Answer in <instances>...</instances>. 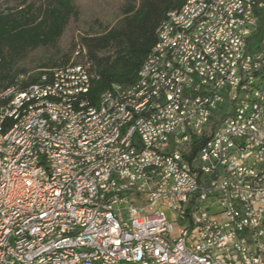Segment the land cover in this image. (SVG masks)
<instances>
[{
    "label": "built area",
    "instance_id": "obj_1",
    "mask_svg": "<svg viewBox=\"0 0 264 264\" xmlns=\"http://www.w3.org/2000/svg\"><path fill=\"white\" fill-rule=\"evenodd\" d=\"M220 7H226V23L216 47L203 50V43L212 39V26L203 25V33L194 36L199 60L207 59L196 89H188L191 67L177 54L172 74L161 72L157 88L147 95V100L165 96V104L152 111L156 127L148 128L142 119L131 137L123 136L120 146L139 156V163H125L116 155L114 161L97 166L69 161V154L86 150H93V156L109 154L97 151V144L115 133V126L107 128V119L102 129L67 145L66 155L49 153L45 146L37 163L29 164V150L19 146L18 153L28 152V159L15 166L14 154H0V160H6L0 241L1 234L22 233V224H29L26 241L10 242L16 262L0 264H264V82L258 91L247 89L250 73L264 75V34L254 38L264 24V4L220 0ZM194 11L203 9L196 4ZM236 13H246V21H235ZM249 39L257 40L255 54H247ZM255 59H263V66H255ZM174 72H182V79L173 80ZM206 72H213V87L202 90ZM91 80L81 66L66 68L63 75L51 71L26 88L20 101L36 91H80L84 96ZM47 82H56V89L48 90ZM179 91H187V99H180ZM12 94L18 90L1 98ZM248 101H256L253 119H246ZM107 105L108 118L115 123L126 117L120 116L119 99L113 97ZM140 105H129L128 115ZM207 112H214V125L209 137H201ZM7 114L0 111V117ZM68 120L75 119L47 113L46 120L36 123L39 128L40 121L67 125ZM253 128L261 129V137L253 136ZM246 137H253L254 146H247ZM38 162L48 169L49 201L30 187ZM91 169H99V177H92ZM57 172H67L64 186L51 184ZM108 181H115L116 189L111 198H104ZM64 189H71L70 207L61 205ZM31 199H38V206H31ZM31 209H40V217L33 218L38 226L25 219ZM50 220L58 221L54 232H47ZM76 220H90V227L71 237ZM46 255H57V262L47 263Z\"/></svg>",
    "mask_w": 264,
    "mask_h": 264
},
{
    "label": "bare ground",
    "instance_id": "obj_2",
    "mask_svg": "<svg viewBox=\"0 0 264 264\" xmlns=\"http://www.w3.org/2000/svg\"><path fill=\"white\" fill-rule=\"evenodd\" d=\"M203 9V12H195ZM264 4V0H255V5ZM215 11V14H211ZM206 14H210L206 16ZM235 21H246V13H236ZM180 22H183L180 24ZM226 23V7H220V0H185L183 6L175 12L169 13L157 30V42L151 49L147 60L141 67L135 84L123 87L113 85L105 91L93 105L88 97L90 85L85 88L84 96L80 91L57 92L36 91L25 97V90L18 94L8 95L9 103L3 108V113H11L0 117V154L4 157H12L14 154V165L23 166L28 159L29 164H36L39 152H45V146L49 153L58 155L67 154V145H74L76 139L91 135L92 129H102L107 119V128H114L115 133L104 143L97 144V151H109V154H96L93 150H86L82 153L69 154L70 162L84 163L88 166H97L102 163L114 161V155L125 158V163H139V156L130 155V149L120 146L123 136L131 137L132 129L142 119L148 121V128L156 127V118L152 117V111L156 110L159 104H165V96H158V99L147 100L153 89L157 88V79L163 76H170L173 72V61H177V54H182V62H189L191 67L188 89H196V80L200 79V68L207 67V59L199 60L195 35L203 33V25L212 26V39L203 43L204 51H212L216 47V40L224 32ZM168 34V35H166ZM264 34V33H263ZM173 36H176L173 40ZM166 37V38H162ZM251 39L247 41V54H255L257 42L252 44ZM168 42H173L168 45ZM160 50V53H159ZM264 56V48H263ZM152 61V62H151ZM151 62V63H150ZM255 66H263V59H255ZM54 75L66 74L65 69L53 71ZM51 75V72L50 74ZM182 72H174L173 80H181ZM259 82H264V75L250 73L247 81V89L258 91ZM213 87V72H206L202 82V90H209ZM15 89H7L4 93ZM48 90L56 89V82H47ZM3 93V94H4ZM119 99L121 102L120 116H126L121 122L115 123V118H108L107 102ZM180 99H187V91H179ZM135 113L129 114V105H139ZM256 109V101L246 103V119H253ZM264 110V98L262 101ZM47 113L51 116L68 120L67 125L58 121H40L39 128L37 120H46ZM11 123L10 127L5 124ZM214 125V112H207L202 121L201 137H209ZM253 136L261 137V129L253 128ZM62 140L58 145L57 140ZM25 142V143H23ZM247 146H254L253 137H246ZM6 160H0V185L4 182V171ZM92 177H99V169H91ZM64 179H67V172H57V177H51L53 186H64ZM32 191L40 192L42 201H49L52 194V187L48 184V169H45V162H38V169L33 172L30 179ZM116 182H107V191H104V198H111V191H115ZM71 189H64L61 195V205L70 207ZM31 206H38V199H31ZM40 209H31L25 212V219H31V226H38ZM90 227V220H76L70 228V236L78 237L84 228ZM58 229V221L50 220L47 225V232H54ZM26 234H29V224H22V233H3L0 241V262H16V255L11 254V243H22L26 241ZM47 263H56L57 255H46ZM22 264H31L30 261H22Z\"/></svg>",
    "mask_w": 264,
    "mask_h": 264
},
{
    "label": "trees",
    "instance_id": "obj_3",
    "mask_svg": "<svg viewBox=\"0 0 264 264\" xmlns=\"http://www.w3.org/2000/svg\"><path fill=\"white\" fill-rule=\"evenodd\" d=\"M184 2L122 0L115 12L87 21L76 0H0V111L7 89L25 90L54 70L85 68L93 105L113 85L135 84L160 24ZM263 33L260 24L254 38Z\"/></svg>",
    "mask_w": 264,
    "mask_h": 264
},
{
    "label": "rangeland",
    "instance_id": "obj_4",
    "mask_svg": "<svg viewBox=\"0 0 264 264\" xmlns=\"http://www.w3.org/2000/svg\"><path fill=\"white\" fill-rule=\"evenodd\" d=\"M80 6L83 19L92 21L102 12L113 13L122 0H76ZM169 218V215L166 214Z\"/></svg>",
    "mask_w": 264,
    "mask_h": 264
}]
</instances>
